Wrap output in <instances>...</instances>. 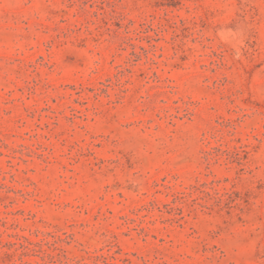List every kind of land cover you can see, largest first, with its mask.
<instances>
[{
  "label": "rangeland",
  "instance_id": "obj_1",
  "mask_svg": "<svg viewBox=\"0 0 264 264\" xmlns=\"http://www.w3.org/2000/svg\"><path fill=\"white\" fill-rule=\"evenodd\" d=\"M0 264H264V0H0Z\"/></svg>",
  "mask_w": 264,
  "mask_h": 264
}]
</instances>
